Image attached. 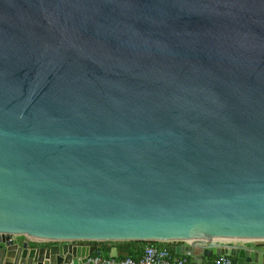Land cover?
I'll use <instances>...</instances> for the list:
<instances>
[{"label": "water", "instance_id": "95a60500", "mask_svg": "<svg viewBox=\"0 0 264 264\" xmlns=\"http://www.w3.org/2000/svg\"><path fill=\"white\" fill-rule=\"evenodd\" d=\"M94 243L264 264V0H0V264Z\"/></svg>", "mask_w": 264, "mask_h": 264}, {"label": "built area", "instance_id": "2783aa9c", "mask_svg": "<svg viewBox=\"0 0 264 264\" xmlns=\"http://www.w3.org/2000/svg\"><path fill=\"white\" fill-rule=\"evenodd\" d=\"M228 255L216 257L213 264H233ZM86 264H191L186 257L177 256L168 247L148 246L139 260L89 257Z\"/></svg>", "mask_w": 264, "mask_h": 264}, {"label": "trees", "instance_id": "16d2710c", "mask_svg": "<svg viewBox=\"0 0 264 264\" xmlns=\"http://www.w3.org/2000/svg\"><path fill=\"white\" fill-rule=\"evenodd\" d=\"M180 244V243H178ZM92 245V244H90ZM93 245H98L99 249L97 251V253H95L94 257H104V258H110V253L112 248H116L117 251L123 255L121 256L122 258L119 259H126V258H132L130 256L131 255V251H130V247L135 246V245H146V246H166L168 248L172 249V246L177 245L176 243H172V244H159V243H115V244H111V243H102V244H93ZM173 253H175L173 251ZM176 255V254H175ZM178 256V255H177ZM188 258V257H186ZM189 259V258H188ZM190 260V259H189Z\"/></svg>", "mask_w": 264, "mask_h": 264}, {"label": "crops", "instance_id": "0c3cea01", "mask_svg": "<svg viewBox=\"0 0 264 264\" xmlns=\"http://www.w3.org/2000/svg\"><path fill=\"white\" fill-rule=\"evenodd\" d=\"M178 245H182V244H177V245H174V246H178ZM84 247H96L97 249H99V246L98 245H90V244H85L83 245ZM148 246L146 245H135V246H132L130 247V251L132 252L130 257H132V259L134 260H139L141 258V256L143 255V252L144 250L147 248ZM159 247H166V246H159ZM98 251V250H97ZM97 253V252H96ZM95 255V254H94ZM121 255L116 248H112L111 250V253H110V258H116V259H119V258H122ZM124 257V256H123ZM215 256L210 258V259H206L204 261L205 264H213L214 260H215ZM233 260V258H232Z\"/></svg>", "mask_w": 264, "mask_h": 264}]
</instances>
